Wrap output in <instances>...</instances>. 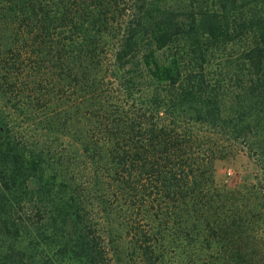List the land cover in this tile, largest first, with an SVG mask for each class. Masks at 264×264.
Returning <instances> with one entry per match:
<instances>
[{"label":"trees","instance_id":"obj_1","mask_svg":"<svg viewBox=\"0 0 264 264\" xmlns=\"http://www.w3.org/2000/svg\"><path fill=\"white\" fill-rule=\"evenodd\" d=\"M0 133V264H264V0H0Z\"/></svg>","mask_w":264,"mask_h":264},{"label":"rangeland","instance_id":"obj_2","mask_svg":"<svg viewBox=\"0 0 264 264\" xmlns=\"http://www.w3.org/2000/svg\"><path fill=\"white\" fill-rule=\"evenodd\" d=\"M232 57L235 60L237 59L235 56ZM233 59L232 66L236 64L233 63ZM230 73L225 74L224 80L230 79ZM3 136L0 133V140ZM216 178L219 183L225 184L229 188H237L245 183L260 182L264 184V161L259 160L253 150L246 148L235 156L219 160L217 162Z\"/></svg>","mask_w":264,"mask_h":264}]
</instances>
